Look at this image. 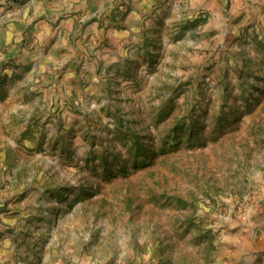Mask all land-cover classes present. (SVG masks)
Returning a JSON list of instances; mask_svg holds the SVG:
<instances>
[{"label": "rangeland", "instance_id": "374dc122", "mask_svg": "<svg viewBox=\"0 0 264 264\" xmlns=\"http://www.w3.org/2000/svg\"><path fill=\"white\" fill-rule=\"evenodd\" d=\"M263 205L264 0H0V264H248Z\"/></svg>", "mask_w": 264, "mask_h": 264}, {"label": "crops", "instance_id": "0c3cea01", "mask_svg": "<svg viewBox=\"0 0 264 264\" xmlns=\"http://www.w3.org/2000/svg\"><path fill=\"white\" fill-rule=\"evenodd\" d=\"M258 211L255 226L251 221L252 212L243 216L240 214L233 224L237 226L236 230H225L223 234L231 251L230 256L235 257L234 262L246 261L253 264L252 256L256 261L259 258L264 262V205Z\"/></svg>", "mask_w": 264, "mask_h": 264}]
</instances>
